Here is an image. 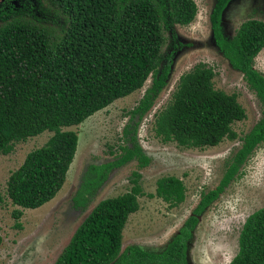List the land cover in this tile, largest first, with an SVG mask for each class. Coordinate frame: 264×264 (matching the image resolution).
<instances>
[{
	"label": "trees",
	"instance_id": "1",
	"mask_svg": "<svg viewBox=\"0 0 264 264\" xmlns=\"http://www.w3.org/2000/svg\"><path fill=\"white\" fill-rule=\"evenodd\" d=\"M62 18L59 30L36 22L29 14L2 16L0 23V154L14 143L54 132L43 146L28 153L7 185L12 202L39 208L63 188L75 158L79 135L64 129L79 125L119 98L141 89L152 76L139 104L124 128L130 144L125 154L110 163L93 165L94 185L84 181L75 195L86 207L94 189L112 169L149 157L137 140V130L166 86L175 50V25H189L198 14L195 0H47ZM232 0H217L210 19L215 40L232 66L239 70L262 105V116L243 137L221 183L202 195L194 214L161 253L138 246L123 248L129 216L140 208L142 187L135 172L130 191L102 199L88 213L54 264H188L186 241L199 215L240 176L241 167L264 144V73L255 60L264 48V21H244L232 37L223 28V13ZM167 33L172 49L164 50ZM214 68L204 62L184 73L168 106L155 120L156 134L164 142L187 148L219 145L235 140L232 125L247 117L236 93L215 88ZM84 192V193H83ZM156 195L177 206L186 199L184 181L173 175L157 181ZM79 199V200H78ZM4 195L0 191V206ZM21 209L14 211L19 219ZM3 238L0 233V245ZM229 264H264V206L250 214L239 235V249Z\"/></svg>",
	"mask_w": 264,
	"mask_h": 264
},
{
	"label": "rangeland",
	"instance_id": "2",
	"mask_svg": "<svg viewBox=\"0 0 264 264\" xmlns=\"http://www.w3.org/2000/svg\"><path fill=\"white\" fill-rule=\"evenodd\" d=\"M195 1L198 14L194 21L189 25H175L179 47L174 53L167 84L137 130V140L149 157L147 165L142 166L138 158H134L112 169L104 182L94 189L86 207L76 205L74 197L83 181L87 187L94 185L92 166L113 162L125 154V146L130 140L125 136L124 128L130 122L131 111L151 86L152 76L141 89L117 99L81 124L64 127L78 132L77 152L63 188L41 207L23 208L14 204L8 197L7 185L11 174L23 164L28 153L46 144L54 132L46 130L17 141L9 154H0V191L4 195L0 206L3 238L0 264H54L77 227L98 202L131 190L135 172L141 174L138 179L142 187L140 208L130 214L126 223L123 248L136 244L160 253L193 214L202 195L221 183L243 137L261 118L262 105L244 75L232 66L215 40L210 16L217 0ZM33 3V10L26 13L36 22L59 30L63 18L49 2L34 0ZM251 18L264 21V0H232L223 14L225 35L232 37L239 26ZM172 42L171 34L167 33L164 50L170 51ZM200 62L214 68L215 88L238 95L247 117L232 125L237 139L225 138L217 146L187 148L175 141L166 143L156 134V116L172 101L180 77ZM255 67L264 73V48L256 57ZM169 175L181 178L186 186V199L177 206H170L156 195L157 181ZM263 206L264 144L241 167L240 176L231 181L200 217L188 244L189 264H229L238 252L244 222ZM17 209L23 211L19 219L14 216Z\"/></svg>",
	"mask_w": 264,
	"mask_h": 264
},
{
	"label": "flooded vegetation",
	"instance_id": "3",
	"mask_svg": "<svg viewBox=\"0 0 264 264\" xmlns=\"http://www.w3.org/2000/svg\"><path fill=\"white\" fill-rule=\"evenodd\" d=\"M34 0H0V23H2V16H5V14H13V13H25L26 11H32L33 10V6H34V3H33ZM16 2H18V5L16 4ZM15 3L16 6H14L13 4ZM20 3V4H19ZM18 11V12H17ZM5 13V14H4ZM199 205V204H198ZM195 211V210H194ZM205 212V211H204ZM194 214V212H193ZM192 214V215H193ZM191 215V216H192ZM202 216L199 215L198 217V223L196 224V226L191 230V237L186 241V245H187V251H186V259H187V263L189 264L188 262V255H187V252H188V244H189V241L192 239L193 237V234H194V231L195 229L197 228L198 224H199V221H200V217ZM187 221V220H186ZM185 221V222H186ZM185 225V224H184ZM183 225V226H184ZM182 228V227H181ZM180 232V231H179ZM177 235V234H176ZM176 235L174 236V238L176 237ZM174 238L170 241V243L174 240ZM168 243V245L170 244ZM135 246H138L140 247L141 249H143L144 251H147V252H150V253H157V252H154V251H148V250H145L143 247H141V245H136L134 244ZM167 245V246H168ZM131 246V245H130ZM127 248V247H126ZM167 248V247H166ZM165 248V249H166ZM164 249V250H165ZM163 250V251H164ZM162 251V252H163ZM161 253V252H160Z\"/></svg>",
	"mask_w": 264,
	"mask_h": 264
},
{
	"label": "water",
	"instance_id": "4",
	"mask_svg": "<svg viewBox=\"0 0 264 264\" xmlns=\"http://www.w3.org/2000/svg\"><path fill=\"white\" fill-rule=\"evenodd\" d=\"M224 14V13H223Z\"/></svg>",
	"mask_w": 264,
	"mask_h": 264
}]
</instances>
